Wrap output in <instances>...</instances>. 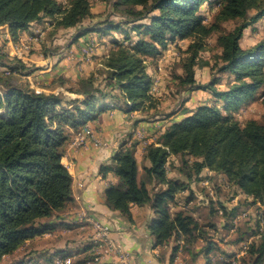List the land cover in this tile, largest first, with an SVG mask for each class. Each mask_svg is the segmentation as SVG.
Listing matches in <instances>:
<instances>
[{
  "label": "trees",
  "instance_id": "16d2710c",
  "mask_svg": "<svg viewBox=\"0 0 264 264\" xmlns=\"http://www.w3.org/2000/svg\"><path fill=\"white\" fill-rule=\"evenodd\" d=\"M204 2L213 1L113 0L112 6L123 20L108 17L82 26L86 18L96 17L91 0H68L66 5L58 0H0V26H9L14 41L31 23L46 19L53 23L52 33L77 27L72 43L95 31L110 35L120 31L124 37H112L103 79L90 74L80 77L75 87L67 88L76 97L53 89L36 90L21 79V74L35 69L22 59L6 61L9 54L0 50V66L15 72L0 75V264H44L40 256L32 259L16 256L15 252L29 238L59 225L68 226L55 213L74 199L73 177L62 161L70 128L78 129L97 118L110 100L121 101L116 107L124 111L158 110V98L150 92L152 76L146 60L177 39L190 41L181 85L186 90H209L214 102L187 110V115L173 121L157 142L147 145L145 158L150 165L144 167L140 181L135 143H122L114 154V165L101 167L104 174L112 170L119 178L106 190L107 204L132 219V204L149 203L156 214L149 225L155 245L173 236L184 235L188 242L203 237L208 251L214 241L205 228L207 224L185 209L171 212L170 207L178 192L190 187L191 181L201 180L203 170L208 167L226 174L228 184L252 198L241 199L242 204L264 205V119L241 124L234 117V111L254 101L260 89L259 97L264 102V40L250 47L241 45L245 29L264 18V0H219L211 21L201 10ZM231 19L241 22L225 31L223 23ZM213 33L218 34L216 41L221 48L219 61L212 66L218 74L201 83L196 79L195 66ZM226 72L233 78L227 88H219ZM65 82L61 80L63 86ZM218 101H223V106ZM172 154L179 157V170L187 180L167 176ZM152 181L166 185L152 191L148 187ZM187 199H194L192 191ZM238 208L221 207L226 218L235 216ZM255 225L250 230L239 228L238 239L253 235L260 226L258 221ZM89 246L80 250L86 251ZM63 252H49L52 254L46 261L52 262ZM248 254L252 264H264V233L250 244ZM7 256L12 257L5 260Z\"/></svg>",
  "mask_w": 264,
  "mask_h": 264
},
{
  "label": "crops",
  "instance_id": "0c3cea01",
  "mask_svg": "<svg viewBox=\"0 0 264 264\" xmlns=\"http://www.w3.org/2000/svg\"><path fill=\"white\" fill-rule=\"evenodd\" d=\"M46 21L47 19L31 23L30 27L23 30L19 35L18 40H29L31 49L25 51L26 57L24 61L27 66L35 69L30 75H21V78L25 82H30L31 86L35 87L38 91H49L51 89L58 91L61 87L56 85L55 78L61 74L59 73L56 75L57 67L52 70L51 62H53L54 55L51 54L54 52L43 55L45 47L52 45V42H44L47 32L50 29L46 25ZM40 28H47L46 33L39 40H35L34 35L36 30ZM103 35L99 32H90L83 35L70 45V50H74L76 53H74V56L77 58V55H79L78 58L82 61L81 69L83 71H81V74H90L101 63L97 62L95 64L91 60L92 65H88V62L84 60L81 54H79V47L84 46L85 43L93 39L97 40L96 45H99V41ZM14 42L15 41L11 38L9 26L1 25V51H4L5 49L7 50L5 53L8 54L9 51L10 54H12V46ZM111 45L112 43L108 41L107 47L109 48ZM107 47L100 48V53L104 54V49ZM98 50L99 48H97V51ZM30 51L32 52L30 53ZM7 60H11L10 63L15 61L10 55H8L6 61ZM156 61H158L157 55L148 58L150 71L156 70ZM72 62L74 63L75 61L72 60ZM1 68L3 69V66H0V69ZM69 71L71 73H73V71L78 72V69L74 70V68L71 67ZM80 77L82 76L78 75L76 79H79ZM26 78L29 80H26ZM161 93L162 92L157 96H161ZM185 106L186 105H183V107H179V109L175 111L170 109L164 116H148L146 114L147 112H150L148 109H145L142 112L138 110L129 112L117 107H106L101 111L97 118L90 119L89 124L96 129L98 134L102 136L104 140L108 142V145L99 146L89 142L79 149H73L70 146V139L66 142L62 161L65 166L68 161L73 162L72 168H68V170L73 177L72 188L74 199L58 214L59 219H63V221L68 223V226L59 225L50 232L62 235V239L58 241L59 243L57 245L52 243L54 246L53 248H50V251L53 252L57 249L63 250L64 252L62 255L70 254L69 256L74 257V261L75 259H79L78 261H81L80 264H86L83 259H90L92 257L90 250L96 243V230L91 223L80 218V214H82L84 208L92 215H95L100 222L109 227L110 235L122 245L126 252L129 253L131 264H234L231 262V259L243 250L245 243L248 242L249 249V246L253 241H259L264 233V230L260 233L261 225L256 227V232L253 235L245 234L240 240L238 239V229L247 227V229L250 230V228H254L256 226L255 223L257 222V218H255L257 208L255 209L254 207L256 206L260 208L263 206L257 202V204L244 208L247 205L240 204V199L251 200V197H248L246 194L238 190V193L233 198L234 201L230 202L228 208H226L229 210L233 206L239 205L238 212L235 216L226 218L223 213H221V210L223 209L219 208L220 205L217 204L218 196L214 189L215 186L210 185V176L213 173L219 174V172H214L213 170H203L200 175L201 180L191 181L190 187L178 192L175 195L174 201L170 203L171 212H175L180 209H185L184 207H189V205L197 199L196 197H199V203L203 206L201 209H189V213L195 216L202 224H207L205 228L208 230L211 239L214 241V247L210 251L206 249L207 241L203 237H198L197 239L188 242L184 235H181L180 237L173 236L167 242L155 245L154 236L151 233L149 225L156 214L149 203L132 204V219L122 214L120 210L113 209L107 204L106 190L110 185L118 183L119 178L112 170H109L104 174L101 171L102 165H114V154L122 143L126 142V146H131L135 143V155L139 165L138 179L139 181L142 180L144 167L150 165V161L145 158L147 145L157 142L160 135L173 121L179 120L187 115V113L183 111ZM164 108L165 106L158 105V109ZM151 111L153 113L154 109H151ZM137 131H143L144 138H137ZM173 163H179V157L177 155H171L167 162V176L172 179L177 178L187 180L181 170H173ZM204 180H209V184H206ZM79 182H83L84 187L79 186ZM165 185V183L156 181L148 183V187L152 191L165 187ZM200 187H202L204 193H202V191L200 192ZM231 187L235 188V186L231 184H227L226 188L229 190ZM216 188L218 187L216 186ZM191 191L194 193V199H187ZM76 194L80 195V199L76 198ZM185 196L186 200H183V197L185 198ZM204 208L208 210L206 215H204L203 212ZM245 211L248 212V216L242 217L241 214ZM218 212L222 214L223 219L219 218ZM251 212L252 217H254L249 220ZM220 220L222 222H220ZM74 232L77 241L71 240L72 242L70 241L66 244L69 238L68 235L72 236V233ZM42 237L46 236L43 234L36 239ZM48 239L44 240L46 241L45 244L48 243ZM34 242H36L35 238H33L32 243ZM84 245L90 246L88 250L81 251L80 247H83ZM175 246L178 248L177 251L173 253V248ZM41 257L42 256H40V258ZM41 260L43 259H40V261ZM118 261V258L111 254L104 256L101 264H118ZM46 264H50V262H47ZM94 264L98 263L94 262ZM236 264H252L248 250L238 258Z\"/></svg>",
  "mask_w": 264,
  "mask_h": 264
},
{
  "label": "rangeland",
  "instance_id": "374dc122",
  "mask_svg": "<svg viewBox=\"0 0 264 264\" xmlns=\"http://www.w3.org/2000/svg\"><path fill=\"white\" fill-rule=\"evenodd\" d=\"M58 1L63 2L65 5L68 2V0H58ZM112 1L113 0H91L92 10L94 13H96V17L92 18V19L86 18L84 20L82 26L91 25V24L95 23V21L102 20L103 18H108V17L114 21L123 20L124 19L123 15H121L120 12H118L117 10H115L113 8ZM212 1H213L212 4L208 3V2H204L201 6L202 12L207 16V21L212 20L213 15L215 14V12L218 9L219 0H212ZM240 22H241V20H237V19L236 20H233V19L227 20L223 23V29L225 31L233 30L234 27L237 24H239ZM46 25L50 29L47 32V35H46L44 42L45 43H51L52 42L51 43L52 45L45 47L43 55L44 54L46 55L47 53L54 52L51 54V55H54L53 62H51L52 70L55 67H57L58 68L57 74L56 73L55 74L56 75H58L59 73L61 74L55 78L56 85L61 87L58 91H55V92L63 91L68 96H73V97H76L78 95L70 92L67 88L75 87V85L77 84V82L79 80V79H76L78 75L87 76L90 74H98L97 76L99 77V80L101 78L103 79V76H105L104 72L107 69V66L104 63V60L107 56H109L110 51L113 48V43L111 41L112 37L115 36V37L119 38L120 40H122L124 38L120 31H114V33H112L113 35H110V34H104L103 35L102 34L103 37L102 36L101 37L103 39L102 38L100 39L99 45H96L97 40L93 39V40L88 41L87 43L84 44V46H86V47L80 46L79 47V51H80L79 54H81V56H83L84 60L88 62V65H92L91 64L92 61L95 64L97 62L101 63L90 74L83 75V74H81V71H83L81 69L82 61L79 60V58H78L79 55H77L78 57L76 58L74 56V53H75L74 50H70V45L72 44L73 37H74L75 33L77 32L78 28L77 27L59 28L58 30H56L52 33L53 23L50 20H47ZM95 32H97V31H95ZM217 35H218L217 33H213L208 38V47L206 50H202L200 52V55L198 58V63L195 66L196 79L201 83H205V82L209 81L214 73L218 74L216 72V69H212V66L215 65V63L217 61H219L218 56L221 52V48L217 45V41H216ZM261 40H264V18L260 19L259 21H257L256 23L252 24L251 26H249L245 29L244 35L241 39V45L243 47H250V46L255 45L256 43H258ZM108 41L112 43V45L109 48L107 47ZM25 42H27L29 44V40H27V41L25 40ZM189 42H190L189 39H177V40L171 42L168 47H166L165 49H162L161 52L157 54L158 61H156L157 66H156L155 71L154 70L150 71L149 64H148L149 63L148 58L153 57L154 55L148 56V58L146 60L147 68H148V71L150 72V74L152 76V83H151V87H150V92L156 98H158L157 99L158 105L160 104L161 106H165L164 109H158V110L156 108H149L148 110L150 112L146 113L148 116H156V115L164 116L169 112L170 109L175 111V110L179 109V107H183V105H186L184 107L183 111H185L187 113V110L195 109L200 104H203L206 102H209V103L214 102V99H213L214 96L212 95V93L209 90H205V89L186 90V89H184L183 85H181V83H180V76H182L184 74L183 64H184V60L187 58V55H188V53L186 52V49L188 47ZM87 47H88V49L85 52V50H83V49L87 48ZM102 47H104V48L107 47L106 49H104L106 54L100 53V48H102ZM97 48H99L98 51H97ZM2 49H3V47H2ZM30 49H31V46L28 50H30ZM0 50H1V48H0ZM2 52H6V51H2ZM31 52L32 51H30V53ZM8 54L10 55V57L16 59V57L13 54H10L9 51H8ZM72 60H74L75 62L73 63ZM9 61H11V60H9ZM95 64H94V66H95ZM71 67H73L74 70L78 69V72L73 71V73H71L69 71V69ZM30 74H21V75L24 76V75H30ZM232 78H233V74H231L229 72L223 73L222 74V82L218 84L219 88H227V83L230 82L232 80ZM26 80H29V79L26 78ZM61 80H66L65 86H63L61 84ZM29 84L31 85L30 82H29ZM0 87H1V85H0ZM160 92H162L161 93L162 95L157 96ZM261 92H262V89H260L256 93V98L254 99V101L250 102L249 104H243L238 111H234V117L236 119H238L241 124H245L250 119H256L258 121H262L264 119V102L262 101V98L259 97ZM120 93H121V91H120ZM120 103H121V101L110 100L109 106H107V107L115 108ZM184 103H186V104H184ZM218 104L220 106H223L224 102L218 101ZM151 109H154L153 113H152ZM144 110L145 109L138 110V111L142 112ZM89 121H90V119L88 121H86L85 123H89ZM99 146H101V145H99ZM172 155H175V154H172ZM179 164H180V160H179V163H176V164L173 163L172 164L173 170H179V166H180ZM206 169L212 170L208 167ZM213 171L215 172V170H213ZM213 174L210 176L211 177L210 185L215 186L214 189H215L216 194L218 196L217 204L220 205L219 206L220 208L222 207V205L224 206V208H228L230 202L234 201L233 198L238 192L235 190L234 187H231L229 190H228V188H226L227 184H228V179L226 178L227 177L226 174L223 175L224 173H222V172H219V174L218 173H213ZM205 179H208V178H205ZM204 182H206V184H209V180L208 181L204 180ZM216 186L218 188H216ZM201 191H202V193H204L202 187H200V192ZM196 198L197 199H195L194 202L191 203L192 205L190 204L189 207H184L187 212L190 211L189 209H191V210H194L195 208L201 209V207L203 206L199 203L200 202L198 200L199 197L197 196ZM183 200H186V196H185V198L183 197ZM240 203H242V201ZM258 203L261 204L260 202H258ZM261 205L263 207H260V208H258L256 206L254 207L255 209L257 208L256 214H260L261 210L264 213V205L263 204H261ZM246 207H248V206H245L244 208H246ZM63 210H61V211H63ZM203 210H204L203 211L204 215H206V212H208V210L205 208ZM61 211L55 213V215L59 214ZM89 214H91V213H89ZM219 214H218L219 218L223 219L222 214H220V215ZM256 214H255V218H257ZM249 217H250L249 220L253 219L254 216L252 217V212H251V215H249ZM220 222H222V221L220 220ZM52 230L53 229L45 231L43 233L44 236H46V237L36 239L37 237H41L43 235V234H40V235H36L35 237L29 238V240L27 239L23 243V245H21V247L15 252L16 256L25 255V256H27L26 258H32V259H37L39 256H42L43 258L42 257L41 258L39 257V258L43 259V260H41V262L46 264L47 263L46 258L48 257V255L52 254V253H49V252H52V251H50V248H53V246H54L52 243L57 245L59 243L58 241L62 239L61 238L62 235H59L56 233H50ZM74 235H75V232L72 233V236L68 235L69 238H68V240H67L68 242L66 244H68L71 240L77 241L76 237ZM33 238H35V241H36L34 243H32ZM45 239H48L47 244H45L46 243V241H44ZM27 241H29V242H27ZM69 255L70 254L55 256L53 261L50 262V264H68V263L63 261L64 259H62L61 262H58L57 259H59L60 257L65 258L66 256H69ZM11 257L12 256H10V257L7 256L5 258V260L11 259ZM78 260L79 259H77V260L75 259V261H74V259H73V264H80L81 261H78ZM83 260L85 261L86 264H91V263L94 264V262H97L93 259V256L90 259H83ZM84 261H82V262H84Z\"/></svg>",
  "mask_w": 264,
  "mask_h": 264
},
{
  "label": "built area",
  "instance_id": "2783aa9c",
  "mask_svg": "<svg viewBox=\"0 0 264 264\" xmlns=\"http://www.w3.org/2000/svg\"><path fill=\"white\" fill-rule=\"evenodd\" d=\"M46 29H37L36 33L34 35V39L38 40L43 35H45ZM86 47V46H84ZM30 48L29 44L25 42V40H18L15 41L12 46V54L18 58L24 60L26 57L25 51H28ZM87 48H84L85 52L87 51ZM4 51H7L4 49ZM15 74L9 67H3V69H0V75H11ZM137 138H144V132L143 131H137L136 133ZM92 142L96 145H108V142L102 138L89 123H84L82 126H80L78 129L70 128V146L73 149H79L83 146H85L87 143ZM73 162L68 161L66 164L67 168H72ZM79 186L84 187L83 182L78 183ZM77 199H80V195H75ZM221 213H223V210H221ZM80 218L88 221L93 225V227L96 230V243L91 248L90 252L92 253L93 259L97 261L98 264H101L102 258L107 255H115L118 258V264H131L129 253L124 250L122 245L110 235V230L107 225L100 222L94 215L89 214L88 210L84 208L82 210V214H80ZM241 216L245 217L248 216V212L245 211L241 214ZM257 221L261 225L260 233L264 230V213L261 210L260 214H257ZM248 250V242L244 244L243 250L236 254L234 258L231 259V262L236 264L238 258L246 253ZM63 261L68 264H73V256H66L65 258H59L57 259L58 262Z\"/></svg>",
  "mask_w": 264,
  "mask_h": 264
}]
</instances>
